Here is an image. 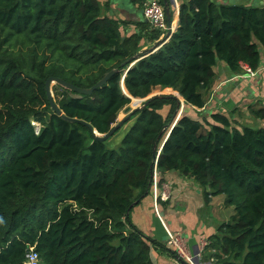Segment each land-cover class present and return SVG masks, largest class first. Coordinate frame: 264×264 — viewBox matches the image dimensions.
I'll return each instance as SVG.
<instances>
[{
	"label": "trees",
	"instance_id": "16d2710c",
	"mask_svg": "<svg viewBox=\"0 0 264 264\" xmlns=\"http://www.w3.org/2000/svg\"><path fill=\"white\" fill-rule=\"evenodd\" d=\"M102 6L0 0V264H26L30 248L37 264H153L152 250L180 259L129 219L155 171L171 170L233 207L229 223L207 238L201 261L264 264V127L219 112L201 118L195 109L205 105L217 62L232 72L242 70L240 63L259 65L264 2L183 0L167 36L146 20L122 34L129 22L103 15ZM138 52L133 65H121ZM114 68L87 95L52 84L55 103L99 134L131 99L156 88L175 90L185 106L173 95L153 96L115 131L125 128L116 147L108 146L115 132L94 139L87 126L50 108L48 77L89 88ZM251 112L264 119L263 108Z\"/></svg>",
	"mask_w": 264,
	"mask_h": 264
},
{
	"label": "crops",
	"instance_id": "0c3cea01",
	"mask_svg": "<svg viewBox=\"0 0 264 264\" xmlns=\"http://www.w3.org/2000/svg\"><path fill=\"white\" fill-rule=\"evenodd\" d=\"M99 1L103 5V15L129 22L127 26L121 28L122 34L129 35L137 30L132 22L146 20L142 7L150 0ZM157 1L159 3L161 1L163 7L164 1L168 2L172 13L170 31L173 32L177 26L179 5L183 0ZM217 1L229 3L231 0ZM252 71L254 74L249 76L244 69L232 72L221 61L217 62L214 66L215 79L206 96L204 107H194L201 112V118L208 119L210 114L219 112L228 115L235 123L241 125L257 123L258 126L264 127V119L255 118L251 112V109H264V52L261 51L259 65ZM183 106L185 104L182 99L181 109ZM178 117L179 115L174 122ZM225 206L222 194L208 195L206 198L203 188L192 178L183 176L176 170L163 174L155 171L150 191L131 207L129 219L145 235L165 244L168 248H171L168 244L169 234L180 236L187 252L195 254L199 251L201 240H207L210 235L216 233L219 225L226 222L232 214ZM165 237L167 241H164ZM151 255L153 264H187L170 252L152 250ZM200 258L196 259V264H212L210 261H201Z\"/></svg>",
	"mask_w": 264,
	"mask_h": 264
},
{
	"label": "water",
	"instance_id": "95a60500",
	"mask_svg": "<svg viewBox=\"0 0 264 264\" xmlns=\"http://www.w3.org/2000/svg\"><path fill=\"white\" fill-rule=\"evenodd\" d=\"M164 11H165V15H166V19L168 21V24L171 27V14H170V10H169V6H168V2L167 1H164ZM170 32H171L170 30L167 31L166 36L169 35ZM166 36L161 38L159 41H157L152 47H150L148 49V51L150 52L155 47L160 45L164 41ZM141 53L142 52H138L137 54L129 57L121 65L122 66L126 65V64H128L130 66L133 65L139 59V57H141ZM116 71H117V69L114 68V69H111L110 71L106 72L101 79H99L95 84H93L89 88H82V87L75 86L74 84L69 83V82H67V81H65V80H63L61 78H58V77H52V76L48 77L46 82H45V91H46L47 99L49 101L50 108L52 109V111L54 113H56L57 115H59L61 118H63L64 120H66L68 122H76V123H80V124H83V125L87 126V128L89 129V131L92 134V137L94 139H97V140H100V141H104V140L108 139L118 128H120L123 125V123L125 121H127L130 118V116L132 115V113L134 111L142 109L148 103L149 99L152 98L155 95L149 96L148 98H146V100L140 106H137L135 108H131V106H129V105L124 107L123 110H122L123 113L125 114L124 117L122 119H120L116 124H114L113 127L109 130V132H107L105 134H99V133H97L95 131V129L91 126V124L85 122L84 120H80L78 118H75V117L74 118L73 117H69V116H67V115H65L63 113V111L55 103V100L53 98V93H52V90H51V84L52 83H58L61 86H64L65 88L70 89L71 91H73L75 93L74 96L79 97L80 95H83V94H85V95L90 94L94 90L104 86L107 83L109 77L113 73H115ZM122 88H124V86ZM161 95H164V94H160V95H156V96H161ZM142 99H144V98H142ZM167 136H168V134L166 135V137ZM157 156H158V154H157ZM157 156H156V158H157ZM206 189H208V187ZM227 223H229V222H227Z\"/></svg>",
	"mask_w": 264,
	"mask_h": 264
},
{
	"label": "built area",
	"instance_id": "2783aa9c",
	"mask_svg": "<svg viewBox=\"0 0 264 264\" xmlns=\"http://www.w3.org/2000/svg\"><path fill=\"white\" fill-rule=\"evenodd\" d=\"M143 15L145 19L151 24L152 27L166 32L171 30V27L169 26L166 19L164 7L157 0H150L144 3ZM241 65H242L241 67L244 70H246L248 75L254 74L252 69L247 64L241 63ZM207 243L208 240L206 239L201 240L198 246L199 251H197V253L195 254H190L187 252L185 243L183 242V239L180 236L169 234V240H168L169 246L174 248L179 258L186 261L188 264H194V263L196 264V259H198L200 255H202L204 247L206 246ZM28 257L29 259L27 264L38 263V256L33 249L29 250Z\"/></svg>",
	"mask_w": 264,
	"mask_h": 264
},
{
	"label": "rangeland",
	"instance_id": "374dc122",
	"mask_svg": "<svg viewBox=\"0 0 264 264\" xmlns=\"http://www.w3.org/2000/svg\"><path fill=\"white\" fill-rule=\"evenodd\" d=\"M263 2H264V0H231V1H229V3H231V4L253 5V6H260V5H262ZM241 66L242 65L240 63V67ZM241 69H243V68L241 67ZM245 72H246V70H245ZM246 74H247V72H246ZM52 84H56V83H52ZM121 86L123 87L122 81H121ZM160 94H164V95L165 94L174 95L175 97L178 98V100L181 102V105H182V97L175 90H174V92H166V91H163V90H160V89H157V88L154 89L144 99H142V98H134V100L131 99V102L128 105L131 106V108H135L137 106H140L143 103V101H145L146 98H148L149 96H151V95H160ZM180 109H181V106H180ZM122 110L119 112V114L117 116V119H116L117 121L114 124H116L120 119H122L124 117L125 114L123 113ZM245 125L252 126V127H255V128H256V126H258L257 123H254V124H252V123H249V124L245 123ZM124 132H125V128H121L119 131L115 132V134L113 136H111V138L108 140V146L109 147H116L118 145V142L120 141L122 135L124 134ZM225 207L229 210V213H233V207H231L232 209H230L228 206H225ZM129 217H130V214H129ZM228 221H229V218L226 220V222H228ZM164 241H167V237H165ZM30 249H33V248H30ZM200 259H202V258H200Z\"/></svg>",
	"mask_w": 264,
	"mask_h": 264
},
{
	"label": "clouds",
	"instance_id": "9594fccd",
	"mask_svg": "<svg viewBox=\"0 0 264 264\" xmlns=\"http://www.w3.org/2000/svg\"><path fill=\"white\" fill-rule=\"evenodd\" d=\"M28 259H29V257H28ZM28 259L26 260V264H27V262H28Z\"/></svg>",
	"mask_w": 264,
	"mask_h": 264
}]
</instances>
